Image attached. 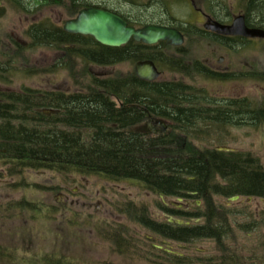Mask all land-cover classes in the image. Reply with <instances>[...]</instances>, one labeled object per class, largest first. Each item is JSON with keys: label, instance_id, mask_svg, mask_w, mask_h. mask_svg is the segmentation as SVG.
Wrapping results in <instances>:
<instances>
[{"label": "flooded vegetation", "instance_id": "1", "mask_svg": "<svg viewBox=\"0 0 264 264\" xmlns=\"http://www.w3.org/2000/svg\"><path fill=\"white\" fill-rule=\"evenodd\" d=\"M23 1L25 0H0V18L5 16L9 7L19 6L24 11ZM57 1L26 0L30 6L36 4L35 7L29 6L25 10L33 12L32 9L38 10L40 5L41 8L50 9L51 18L54 19L48 23L39 21L33 24L27 34L33 48L30 33L34 26L44 25V31L49 32V42L35 46L47 47L49 51L46 58L36 60L39 66L33 70L38 76H47V79H42L39 88H27L22 84L19 90L12 89L14 83L11 79L18 75L23 76L26 72V67L21 63L27 48L32 49L29 43L17 39L11 40V43L7 41L3 44V41L0 44V55L6 63L0 66V80L3 81L0 86V129L8 130L6 135L0 138V147L18 146L27 131L35 133L110 131L138 134L144 140H154L164 147H167L169 141L176 135L182 143V148L188 144L206 149L211 148L217 141L206 142L205 139H197L201 137L199 133H211L217 129L228 131L248 127L264 128V39L222 35L213 30L216 24L240 26V18H243L242 24L244 23L247 28L264 30L263 26L251 23L248 18L245 6L247 0L236 1L228 10L215 8L214 0H178L176 5L179 9L186 11L184 8L187 7L194 15L191 20L184 19L179 24L136 21L131 15L103 4H91L69 14L67 9H70V6L58 5ZM58 7L63 11L62 13L59 11L61 17L56 22ZM90 8L114 14L135 29L150 25L176 29L182 34L184 42L180 45L168 42L145 45L131 40L128 44L115 48L101 45L90 36L64 31L66 22L76 19L82 10ZM64 14L69 16L66 17ZM58 31L63 36L61 40L57 39ZM250 42L255 44H249ZM144 49L147 56L142 53ZM250 51L253 55L249 60L245 53ZM88 52L96 53L88 59ZM145 61L153 62L160 73L156 80L148 81L138 77L137 64ZM13 63H17L18 66L14 68ZM41 63L43 67L40 66ZM249 82L255 83L260 95L253 98V101L245 93ZM130 84L132 86H128ZM218 84L224 85L226 91H216L212 88ZM142 85L151 88L160 85L171 87L165 94L174 98L171 101L163 99L156 102L153 92L137 91V86ZM110 87L115 91L106 90ZM81 97L92 98L90 103L100 100V103L107 105L106 109H100L102 113L94 123H88L82 118L84 113L74 111L73 103L78 104ZM25 100H28V104ZM250 114L257 116L250 119ZM219 147L233 149L224 144L216 145L214 149ZM235 152L237 151L234 149L225 153ZM3 154L8 156L5 149H0V156ZM11 157L8 156L0 162L2 168L0 184L3 187L9 186V182L16 179L15 187H22L24 181H19L18 178L24 179L25 171L23 167H19V163L24 159ZM13 165H17L16 168ZM76 172L74 173L81 175L82 179H86L84 173ZM95 175L110 179L104 173ZM66 182L72 184L69 177ZM66 182L63 191L59 193V197L62 198L58 199L60 208L71 210L75 206L83 209L91 206L74 199V196L79 195L86 199L89 197L90 192L86 191L88 184H82L81 190L77 185L71 189L72 185L69 186ZM195 194H190L192 198H170L156 194L160 197L162 205L160 208L164 214L162 221H155L161 224H175L170 221L171 218L183 220L182 213L190 212L202 203ZM9 202L12 206L17 205L14 208L17 213L12 217H18L19 212L23 210L24 200ZM8 209L9 206L6 205L5 210ZM37 209L40 210L39 207ZM94 210L101 211L99 207H95ZM154 235L157 237L149 239L151 246L156 248L155 245H158L163 249L156 248L157 250L183 255L175 250L182 248V244ZM174 243L178 244L175 248Z\"/></svg>", "mask_w": 264, "mask_h": 264}, {"label": "trees", "instance_id": "2", "mask_svg": "<svg viewBox=\"0 0 264 264\" xmlns=\"http://www.w3.org/2000/svg\"><path fill=\"white\" fill-rule=\"evenodd\" d=\"M57 2L61 6L69 5V14L92 4L90 0ZM245 6L251 23L264 27V0H247ZM44 28V25H35L32 29L30 38L34 46L49 42V32L44 31ZM62 37L58 31L57 39L61 40ZM95 53L88 52V59ZM142 53L146 55L147 52L144 49ZM142 86H137V91L153 92L156 102L163 99L172 100L171 95L165 94L171 87ZM106 90L115 91L113 87ZM91 99L81 97L78 104L73 103L74 111L84 113L82 118L88 123H94L102 113L100 109L107 108L100 100L90 103ZM25 102L28 104V100ZM256 116L250 114L249 118ZM7 132L8 130L0 129V138ZM23 135L18 146L0 149H5L9 158L22 157L24 161L19 163V167H23L24 171L28 168L104 173L115 181L134 180L147 190L170 198H192L190 194L196 193V198L201 200L205 207L182 213L183 219L191 222L189 226L161 224L147 217L145 211L136 212L138 224L153 234L182 244L187 252L178 256L157 250L146 237L147 245L123 240L120 243L121 251L131 254L130 258L134 264H264V257H257L255 254L247 257L244 254L246 247L232 240L235 235L239 236L238 230L251 241L258 236L260 226L264 227V218L259 219L254 214L249 216L245 223L235 224L232 221L230 225L226 207L218 204L215 199L217 197L228 200L240 196L246 200H264V168L251 155L202 149L188 144L182 148V143L176 135L167 147L157 144L154 140H144L138 134L110 131H27ZM8 156L1 155L0 162ZM13 166L16 168L17 165ZM245 203L249 205L247 201ZM262 216L264 217V212ZM24 237L23 243L0 240V264H76L74 259L63 255V250L57 249L51 254H46L42 249L33 247L35 241L29 234ZM203 242L215 244L212 253L198 249V244ZM251 252H256V249L252 248Z\"/></svg>", "mask_w": 264, "mask_h": 264}, {"label": "rangeland", "instance_id": "3", "mask_svg": "<svg viewBox=\"0 0 264 264\" xmlns=\"http://www.w3.org/2000/svg\"><path fill=\"white\" fill-rule=\"evenodd\" d=\"M179 1L90 0L92 4H103L116 8L123 13L131 15L136 21L145 20L175 24L181 23L184 19L185 21L191 20L194 16L187 7L184 8L185 10L187 9L186 11L179 9L178 5H176ZM236 1L238 0H214V6L219 10L221 8L228 10ZM22 3L25 7L24 11L19 6L17 8L9 7L5 16L0 18V44L3 41V44H5L7 41L11 43V40L17 41L19 39L24 40L27 44L29 43V47L32 48L29 39H27L28 30L39 21L48 23L50 20H54L51 18L50 9L41 8L39 5L38 10L33 8V12H28L25 9L29 8L30 4L26 0ZM34 4L36 3L31 4L30 7H35ZM59 11L62 13L63 10L58 7L55 15L56 22L61 17ZM68 16L69 14L66 15V17ZM249 44L255 43L250 42ZM24 55L25 58L21 65L26 67V72L23 76L18 75L11 79V82L14 83L12 87L14 90H19L22 84L27 88L37 89L42 85V79H47L46 75L38 76V74L33 73V70L39 66L36 60L44 59L49 55L47 47L36 48L34 46L32 49L27 48ZM245 55L250 60L253 53L250 51L246 52ZM3 63H5L4 58L0 55V66L6 65V63ZM33 65H36V67H33ZM12 66L16 68L18 65L13 63ZM40 66L43 67L42 63ZM2 82L0 80V86ZM212 88H215L216 91H226L224 85L221 84ZM260 91L262 90L260 89ZM245 93H247L251 101H253V98L260 96L254 82L248 83ZM199 134H201V137L197 139H205L206 142L210 140L217 141L215 145H211V148L209 147L210 149H214L216 145L220 144L227 145L235 149L237 153L251 155L264 168L263 127L229 129L228 131L217 129L211 133ZM205 134H210V138ZM196 145L200 144L196 143ZM201 148L203 147L201 146ZM1 169L0 166V172ZM74 172L76 171L33 170L26 168L23 175L24 179L18 178L19 181H24L22 187H15L14 182L16 183V179L10 181L9 186L3 187L0 184V240L3 242L23 243L24 236L29 234L35 241L33 247L39 250L42 249L46 254H51L52 251L61 249L65 253L63 255L74 259L76 264H134L130 258L131 254L121 251L120 243L126 240L131 243L136 241L140 245H147L145 237L149 240L150 237L156 236L136 222L135 214L137 211H145L150 219L162 221L164 212L160 208L162 206L160 197L135 181H115L79 171L82 174L84 173L83 176L86 178L82 179L81 175H77ZM68 177L72 184L66 182ZM65 182L69 186L72 185L71 189L76 187V185L81 189L82 184H88L86 191L90 192L89 197L86 199L79 195L74 196V199L91 206H87L88 208L84 207L85 209L75 206L71 210L64 207L60 208L58 199L62 198L59 197V193L63 191ZM82 193L84 194V192ZM215 199L218 204L226 207L230 225L232 221L235 224L245 223L248 217L254 214L259 219L264 218L262 216L264 200L252 199L249 201L245 198H240L236 202H231L229 199L217 197ZM10 200H24L23 210L19 212L20 215L18 217H12L17 213L14 209L17 205H10ZM245 201L249 205H246ZM6 205L9 206L8 211L5 210ZM95 207H99L101 211L95 212ZM204 207V203H201L198 208L204 209ZM238 233L239 236L235 235L232 240L233 242L238 241V243L246 247L244 254L247 257H252L254 254L257 257H264V244H262L264 242V227L260 226L258 236L251 241H248L246 236L237 230ZM175 246L177 247L178 244L174 243V248ZM252 248H255L256 252H251ZM198 249L212 253L215 249V244L212 242L199 243ZM175 250L183 255L187 252L185 246Z\"/></svg>", "mask_w": 264, "mask_h": 264}, {"label": "water", "instance_id": "4", "mask_svg": "<svg viewBox=\"0 0 264 264\" xmlns=\"http://www.w3.org/2000/svg\"><path fill=\"white\" fill-rule=\"evenodd\" d=\"M242 21L243 18H240V26H222L216 24L213 30L222 35H239L247 38L264 39V30L247 28L244 23L242 24ZM64 31L71 34L90 36L101 45L115 48L124 46L131 40L145 45H156L161 42L180 45L184 42L182 34L176 29L154 25L135 29L128 26L127 22L120 17L94 8L82 10L76 19L66 22ZM136 70L138 77L143 80L154 81L160 75L151 61L138 63ZM218 151L231 152L234 149L219 147ZM239 199V196H235L230 198V201L235 202ZM248 200L250 201L252 198H248ZM187 203L189 204V202ZM197 203L199 204L200 202L198 201ZM170 221L179 225L190 224L188 221L175 218H171ZM155 247L163 249V247L158 245H155Z\"/></svg>", "mask_w": 264, "mask_h": 264}, {"label": "bare ground", "instance_id": "5", "mask_svg": "<svg viewBox=\"0 0 264 264\" xmlns=\"http://www.w3.org/2000/svg\"><path fill=\"white\" fill-rule=\"evenodd\" d=\"M174 97L172 96V98L171 99H173Z\"/></svg>", "mask_w": 264, "mask_h": 264}]
</instances>
